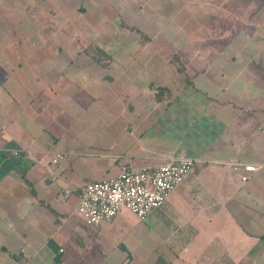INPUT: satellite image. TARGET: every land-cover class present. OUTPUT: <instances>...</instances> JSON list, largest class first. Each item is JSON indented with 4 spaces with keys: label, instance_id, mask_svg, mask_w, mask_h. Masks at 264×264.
Listing matches in <instances>:
<instances>
[{
    "label": "crops",
    "instance_id": "0c3cea01",
    "mask_svg": "<svg viewBox=\"0 0 264 264\" xmlns=\"http://www.w3.org/2000/svg\"><path fill=\"white\" fill-rule=\"evenodd\" d=\"M56 1L31 7L69 8ZM132 1L72 0L113 16L87 33L60 19L18 34L0 17V264H264V0H195L198 18L159 35L165 52L136 32L169 20L116 21ZM180 157L191 170L143 219L77 212L86 182Z\"/></svg>",
    "mask_w": 264,
    "mask_h": 264
},
{
    "label": "built area",
    "instance_id": "2783aa9c",
    "mask_svg": "<svg viewBox=\"0 0 264 264\" xmlns=\"http://www.w3.org/2000/svg\"><path fill=\"white\" fill-rule=\"evenodd\" d=\"M264 135V117L258 124ZM55 153L51 161L62 158ZM194 159L180 157L161 162L154 168L129 169L122 167L115 175L86 182L79 190L77 212L90 224L109 220L121 208L131 211L138 219L160 207L170 190L180 184L191 170ZM258 166L245 165L244 170L254 171ZM248 175H243L246 179ZM67 192H65V195Z\"/></svg>",
    "mask_w": 264,
    "mask_h": 264
},
{
    "label": "rangeland",
    "instance_id": "374dc122",
    "mask_svg": "<svg viewBox=\"0 0 264 264\" xmlns=\"http://www.w3.org/2000/svg\"><path fill=\"white\" fill-rule=\"evenodd\" d=\"M52 1V0H51ZM204 1V0H203ZM223 3H228V4H221L222 8L224 7L223 10H228L231 6L230 0H223ZM243 2L245 0H239V2ZM0 2H7L9 3L11 6L12 4L14 5V7L11 9V11L8 12L4 11V12H0V17L1 19L4 18V16H6V14H11V17L14 19V28L16 33H20L19 30L17 29V27H19V29L21 30L20 34H26V35H38V34H48L50 32H53L52 34H55L53 29L51 28V24H56L57 29H61V24L58 23L57 20L60 19H66L67 24L63 26V30L67 31L66 34H68V30L70 28V25H72V22H78L79 25L82 28L83 33H87L90 29V27H94V26H90L89 28H87V22H90L91 19L93 20H101L99 18H113V16H110V12H99V11H93V10H71L70 7H72V0H58L56 1L58 4L65 2L63 5L67 4L69 6V8L67 10H51V11H42L39 8H37V10L32 9L31 5L33 6V4L35 3L34 0H3ZM196 2V6L192 7L190 6L189 9H191V7L193 8V11H188L186 9H184V3L185 4H190V2L188 0H133L130 5L131 8L128 9V11H123V12H112L116 21H123L125 20L126 22H134L137 20H149L147 24L150 23V19L156 20V19H164V20H169L168 23L166 24V26H144L142 27L148 34L149 36H147V34L142 33L139 31L140 33L136 32V35L138 36L136 40L139 41L140 46L144 47V50H159V51H167L169 44L166 43V41H162L163 38H161L159 35L162 33V35H166L165 33L167 32V30L169 29H181V26L184 20H187V18H198L200 16V12L198 11L199 6H201L199 4V2L197 1H193ZM191 2V3H193ZM12 3V4H11ZM52 3V2H50ZM212 3V2H211ZM77 4V3H76ZM214 4V3H213ZM218 4V3H217ZM204 5V4H203ZM157 7L158 9L155 10V8L153 7ZM210 6V5H207ZM35 7V6H34ZM15 8V9H14ZM132 8L134 10H132ZM211 8V7H210ZM214 14L211 15V17H213ZM79 21H81L82 23H80ZM51 22V23H50ZM97 24H100V21H95ZM146 24V25H147ZM37 25V28H36ZM100 26H103V24H100ZM106 26V25H104ZM87 28V29H86ZM211 28V27H210ZM214 28V27H212ZM105 31L107 30L106 27H104ZM113 28H110L109 30H112ZM128 29V33L127 34H134V31H132L134 28H127ZM137 29V28H136ZM208 29V28H207ZM218 29V28H216ZM214 29V31L216 30ZM138 30V29H137ZM93 31L97 34H100L103 30L102 27H96L93 28ZM59 34V33H57ZM97 43H95L94 45H96ZM110 45V50L113 49H118V43L115 44L113 42H110V44H106V46ZM180 64L178 65V75L182 74V69H180ZM182 76V75H180ZM161 81V80H159ZM177 81V80H176Z\"/></svg>",
    "mask_w": 264,
    "mask_h": 264
},
{
    "label": "trees",
    "instance_id": "16d2710c",
    "mask_svg": "<svg viewBox=\"0 0 264 264\" xmlns=\"http://www.w3.org/2000/svg\"><path fill=\"white\" fill-rule=\"evenodd\" d=\"M139 33H140V31L139 30H137ZM100 50V48H95V51H99ZM180 68H182L181 66H180Z\"/></svg>",
    "mask_w": 264,
    "mask_h": 264
}]
</instances>
